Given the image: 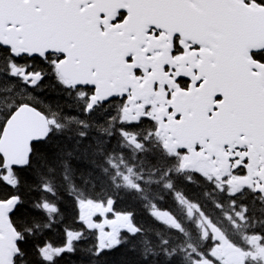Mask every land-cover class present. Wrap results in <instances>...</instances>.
<instances>
[{"label": "snow or ice", "instance_id": "obj_1", "mask_svg": "<svg viewBox=\"0 0 264 264\" xmlns=\"http://www.w3.org/2000/svg\"><path fill=\"white\" fill-rule=\"evenodd\" d=\"M117 253L264 264V0H0V264Z\"/></svg>", "mask_w": 264, "mask_h": 264}, {"label": "trees", "instance_id": "obj_2", "mask_svg": "<svg viewBox=\"0 0 264 264\" xmlns=\"http://www.w3.org/2000/svg\"><path fill=\"white\" fill-rule=\"evenodd\" d=\"M49 98H54V96L49 95ZM67 204H68V201L65 200L63 202V204L61 205L62 209ZM126 207H128V205L125 204V203H123V202H118L115 205V208H116L117 211L124 210ZM141 222H143V221H141ZM79 228H80L79 222L74 219V216H73L72 212L71 211H63V219H62V222L59 223L57 227L53 228L48 233V235L45 237V239L46 240H49L54 245H57L58 246L60 244V242L63 239H65V236H64L65 229H69V230H79ZM109 259L113 262V264H119V262L122 259V257L120 256L119 253H117V254H114Z\"/></svg>", "mask_w": 264, "mask_h": 264}]
</instances>
